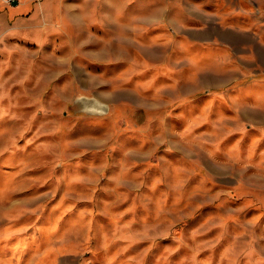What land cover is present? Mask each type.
<instances>
[{
	"label": "rangeland",
	"instance_id": "374dc122",
	"mask_svg": "<svg viewBox=\"0 0 264 264\" xmlns=\"http://www.w3.org/2000/svg\"><path fill=\"white\" fill-rule=\"evenodd\" d=\"M0 264H264V0H0Z\"/></svg>",
	"mask_w": 264,
	"mask_h": 264
},
{
	"label": "bare ground",
	"instance_id": "6f19581e",
	"mask_svg": "<svg viewBox=\"0 0 264 264\" xmlns=\"http://www.w3.org/2000/svg\"><path fill=\"white\" fill-rule=\"evenodd\" d=\"M22 2V1H21ZM24 6V4L22 3V4H20V5H18V7H23ZM16 7V6H15ZM14 9H16V8H14ZM12 11H13V9H12ZM44 11V10H43ZM36 16V15H35ZM46 35V34H45Z\"/></svg>",
	"mask_w": 264,
	"mask_h": 264
}]
</instances>
